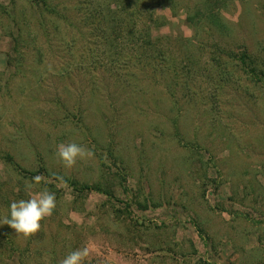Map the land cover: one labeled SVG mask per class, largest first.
Instances as JSON below:
<instances>
[{
    "label": "rangeland",
    "instance_id": "1",
    "mask_svg": "<svg viewBox=\"0 0 264 264\" xmlns=\"http://www.w3.org/2000/svg\"><path fill=\"white\" fill-rule=\"evenodd\" d=\"M34 1L0 0V264H264V0H138L115 50L118 0ZM45 189L41 232L2 224Z\"/></svg>",
    "mask_w": 264,
    "mask_h": 264
},
{
    "label": "clouds",
    "instance_id": "2",
    "mask_svg": "<svg viewBox=\"0 0 264 264\" xmlns=\"http://www.w3.org/2000/svg\"><path fill=\"white\" fill-rule=\"evenodd\" d=\"M55 155L59 161L68 168L77 164L78 161L93 156L91 150L80 144L61 142L57 145ZM34 183H40V177L33 178ZM32 184L25 185V191L31 192ZM57 208L55 193L41 190L29 196L28 199H20L11 202L9 216L2 220L3 225H8L16 231L18 236L28 239L42 230V222L50 218ZM89 255L87 247L78 248L70 252L62 261V264H86Z\"/></svg>",
    "mask_w": 264,
    "mask_h": 264
},
{
    "label": "trees",
    "instance_id": "3",
    "mask_svg": "<svg viewBox=\"0 0 264 264\" xmlns=\"http://www.w3.org/2000/svg\"><path fill=\"white\" fill-rule=\"evenodd\" d=\"M34 2H36L39 5L45 6V8H47L51 13H52V11H54V9H50L46 4L45 5L42 4V2L39 1V0H36ZM118 2H119V3H117L118 7H116L115 9L109 8V6H107V8L110 10V12L114 14L113 15L114 19H113L112 26H114L115 32L117 30V35L114 34V35H112V37H108V39H107V41L109 42L110 46L113 45L112 47H113L114 50L118 46V40H120L119 37L121 36L122 31H123L122 29H124L126 27H128V29H129V31H128L129 32L128 33V44H129V46H131L132 42H134L135 39L137 38L136 34L133 31L134 30L133 21L129 20V21H126V23H125V21H123V19H121L120 17H121V14L125 10L126 11L129 10V12H130L129 14H131V16H132L131 19H134L133 16H136V14H137L136 10H135V7L136 6L138 7V0H118ZM96 10H99V9L96 8ZM144 44L146 45L145 46L146 47V51L151 52V53L155 52L154 48H158V47L155 46L154 42L151 43V41L150 40L147 41V39L144 40ZM123 50H124V48H123ZM157 53H158L157 56H161L162 52L158 51ZM135 54H136L135 56H137V53H135ZM240 60H241V63L243 62L242 63L243 65L246 64V53L242 57H240ZM64 180L67 181L68 179L65 178Z\"/></svg>",
    "mask_w": 264,
    "mask_h": 264
}]
</instances>
